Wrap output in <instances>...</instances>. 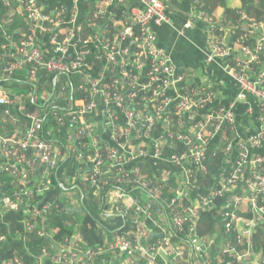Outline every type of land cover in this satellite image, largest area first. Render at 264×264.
I'll use <instances>...</instances> for the list:
<instances>
[{
    "label": "built area",
    "instance_id": "1",
    "mask_svg": "<svg viewBox=\"0 0 264 264\" xmlns=\"http://www.w3.org/2000/svg\"><path fill=\"white\" fill-rule=\"evenodd\" d=\"M84 2L0 0V216L22 213L25 240L46 236L62 208L46 196L70 158L79 164L71 185L100 195L102 213L122 223L99 245L74 235L43 247L35 264H264V239H254L264 232V20L198 12L206 61L222 59L237 87L219 104L215 87L188 84L158 44L153 29L170 23V0ZM22 72L47 90L33 110L1 84ZM244 101L256 105L246 107L252 129L237 114ZM212 209L217 220L200 234ZM6 241L0 231V250ZM1 264L26 263L12 252Z\"/></svg>",
    "mask_w": 264,
    "mask_h": 264
},
{
    "label": "crops",
    "instance_id": "2",
    "mask_svg": "<svg viewBox=\"0 0 264 264\" xmlns=\"http://www.w3.org/2000/svg\"><path fill=\"white\" fill-rule=\"evenodd\" d=\"M70 1L71 0H53L54 3L65 2L67 4H69ZM94 1L96 0H86V2L80 6H84L85 3H93ZM130 1L132 4L135 3V0ZM195 1L196 0H170L168 8L170 23L154 27L153 31L157 34L158 44L173 57V60L177 63L178 67H180V69L186 74L185 81L189 84H199L201 82L207 86L215 87L218 91L219 104H226L229 103L237 93V87L225 72L224 61L222 59L214 60L212 63L206 61L209 51L208 34L205 23L202 21V17L198 14L201 9V3L195 4ZM227 5L234 10H242L241 0H227ZM207 12L210 13L209 11ZM210 14L223 23H226V20H229L230 23L234 24L238 19L235 16L236 13H226L225 8L220 4H218ZM186 23H190L191 26L185 28ZM181 31L183 32V35L180 34ZM228 41L231 42V38H229ZM74 78L76 79V77ZM68 83L69 81L62 79L59 80V84L68 85ZM19 94H21L22 98L24 95L31 98L30 93H24L22 91V93ZM24 100L25 99L23 98L21 106L23 109H28V107L24 106ZM247 105L256 108L254 101H244L239 104L237 114L241 121V126L247 127L248 125L252 129V122L256 120V115H248V113H246ZM13 112L18 116L16 111ZM248 120H250V122H247ZM73 165L77 166L79 164L75 162L72 163L71 161L69 165L64 168L63 181L61 182L66 186V190H69V192L63 191L62 194L66 197L71 196L70 199L73 201L72 204L76 206L79 201L83 200L84 193L88 197L92 196L95 198L100 204V195H95L93 190H85L79 180L75 185H71V179L76 173V168L72 169ZM70 187L79 188L83 194L79 189H71ZM74 194L77 195L78 201L74 199ZM80 198L81 200H79ZM21 219L22 213L3 212V215L0 216V231L7 237L5 246L0 250V264L9 250L18 254L26 264H35L37 260V256H34L29 252L24 234L18 233L16 236L10 234V223L13 221H21ZM57 246L59 247L60 245L57 244ZM108 262L109 264H121L122 259L120 257H108ZM44 264L54 263L50 260H46Z\"/></svg>",
    "mask_w": 264,
    "mask_h": 264
},
{
    "label": "trees",
    "instance_id": "3",
    "mask_svg": "<svg viewBox=\"0 0 264 264\" xmlns=\"http://www.w3.org/2000/svg\"><path fill=\"white\" fill-rule=\"evenodd\" d=\"M130 1V0H129ZM242 9L249 12L250 15L256 17L257 19L264 20V2L263 0H241ZM201 8L206 9L210 13L214 11L218 4L222 5L226 13L233 12L236 10L229 8L227 5V0H200ZM88 5L87 3V10ZM1 15V14H0ZM233 17V16H232ZM62 80L70 81L76 84V79L74 77H62ZM1 84L6 88H11V90L18 93H30L31 98L24 95L25 99L24 106L28 107V110H33L38 104L32 101V98L41 100V96H45L47 90L40 91L39 88L35 89L36 85L31 84L28 80L26 73H17L13 77L2 80ZM42 84L44 88H49L53 82L51 80H43ZM38 86V85H37ZM74 87V86H73ZM81 94L75 92V98H79ZM46 101V100H45ZM44 101V102H45ZM71 162L70 158L61 162L58 166L56 173V180L54 181L55 187L53 189V197L50 198L51 201L57 202L61 205V210L59 212H54L50 217V222L47 228L48 234L44 237L37 235L35 231L26 233V245L29 252L37 256L40 254L43 247L55 246L56 243L62 242L68 236L78 235L80 236L89 246H95L104 243L105 239L109 237L110 233L122 223V218L119 217H109L102 213L101 206L99 202L92 196L88 197L84 193V198L79 200L76 205H71L67 202V197L62 193L66 190V186L61 182L63 181V171L66 166ZM217 165L220 164V159L217 160ZM76 165H73L72 169H75ZM4 181L11 182L9 177H3ZM14 184L9 185V190L13 188ZM73 186V185H72ZM71 189H79L76 187H70ZM82 193V191L79 189ZM84 192V191H83ZM83 194V193H82ZM217 220L215 210H206L202 213L200 219V225L198 232L200 234H205L211 231L213 225ZM10 234L16 235V232L22 231L23 224L20 221H13L10 223ZM254 239L262 240L264 239V232L258 229L254 234ZM13 251L9 250L5 254V258L9 257Z\"/></svg>",
    "mask_w": 264,
    "mask_h": 264
},
{
    "label": "rangeland",
    "instance_id": "4",
    "mask_svg": "<svg viewBox=\"0 0 264 264\" xmlns=\"http://www.w3.org/2000/svg\"><path fill=\"white\" fill-rule=\"evenodd\" d=\"M180 68V67H179ZM189 84V83H188ZM88 165V163L85 164V166ZM79 168V165L76 166V170ZM71 197V196H70ZM74 199L78 201V197L76 194H74Z\"/></svg>",
    "mask_w": 264,
    "mask_h": 264
},
{
    "label": "water",
    "instance_id": "5",
    "mask_svg": "<svg viewBox=\"0 0 264 264\" xmlns=\"http://www.w3.org/2000/svg\"><path fill=\"white\" fill-rule=\"evenodd\" d=\"M50 196H52V192H49V193L47 194L46 198H49ZM153 234H155V233H153ZM158 236H160V235H158Z\"/></svg>",
    "mask_w": 264,
    "mask_h": 264
}]
</instances>
